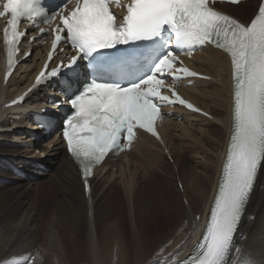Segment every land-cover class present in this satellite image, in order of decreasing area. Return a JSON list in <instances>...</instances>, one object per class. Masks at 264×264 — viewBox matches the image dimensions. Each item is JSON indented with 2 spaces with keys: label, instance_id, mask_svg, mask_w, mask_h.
Instances as JSON below:
<instances>
[{
  "label": "bare ground",
  "instance_id": "6f19581e",
  "mask_svg": "<svg viewBox=\"0 0 264 264\" xmlns=\"http://www.w3.org/2000/svg\"><path fill=\"white\" fill-rule=\"evenodd\" d=\"M258 2L222 7L247 21ZM192 62L210 79H194L185 94L212 118L179 109L181 120L174 113L162 132L172 162L142 134L94 170L88 191L57 134L31 122L33 110L50 106L45 93L5 106L39 63L20 65L0 88V264H177L193 251L221 176L233 96L227 54L206 46ZM39 166L47 171L24 173ZM233 247L229 264H264V162Z\"/></svg>",
  "mask_w": 264,
  "mask_h": 264
},
{
  "label": "snow or ice",
  "instance_id": "6c2138e0",
  "mask_svg": "<svg viewBox=\"0 0 264 264\" xmlns=\"http://www.w3.org/2000/svg\"><path fill=\"white\" fill-rule=\"evenodd\" d=\"M223 2L4 0L0 11V18L10 17L3 29L9 69L6 79L18 44L29 35L27 30H19L21 21L38 28L33 41L53 35L37 85L44 81L45 73L48 78L62 75L65 80L60 90L67 97L70 113L63 121L62 138L81 166L86 191L94 166L110 152L125 150L122 145L130 147L137 130L159 139L155 123L163 107L178 103L209 116L167 83L200 76L177 67L183 64L178 53L190 54L195 46L212 45L229 56L233 123L225 163L195 254L183 264H229L230 254L239 251L233 247L234 237L264 162V0L247 21L218 10ZM113 3L117 10L123 9L122 16L113 11ZM227 3L237 5L241 0ZM41 23L47 28L39 27ZM64 44L74 54L49 71L53 53L62 51ZM24 55L27 59L32 53ZM52 103L60 106L62 102L53 98ZM47 111L42 109L41 115ZM41 126L51 125L42 121Z\"/></svg>",
  "mask_w": 264,
  "mask_h": 264
},
{
  "label": "rangeland",
  "instance_id": "374dc122",
  "mask_svg": "<svg viewBox=\"0 0 264 264\" xmlns=\"http://www.w3.org/2000/svg\"><path fill=\"white\" fill-rule=\"evenodd\" d=\"M47 171V167H41V166H39V168H38V170H32V169H30V170H26V171H24V173H31V172H33V173H37L38 171V173L40 174V173H42L43 171L44 172H46Z\"/></svg>",
  "mask_w": 264,
  "mask_h": 264
}]
</instances>
